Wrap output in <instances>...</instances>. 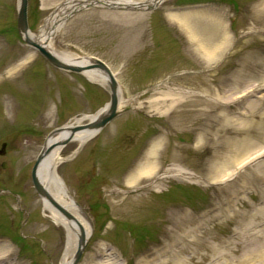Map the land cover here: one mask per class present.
I'll use <instances>...</instances> for the list:
<instances>
[{
	"label": "rangeland",
	"instance_id": "374dc122",
	"mask_svg": "<svg viewBox=\"0 0 264 264\" xmlns=\"http://www.w3.org/2000/svg\"><path fill=\"white\" fill-rule=\"evenodd\" d=\"M64 1L28 0L29 30L37 34ZM17 5L0 0V258L60 264L65 232L44 211L31 167L54 129L96 113L110 95L107 86L53 67L26 45ZM212 18L229 38L206 59L186 29L212 28ZM49 46L101 59L120 88L115 119L84 144L61 147L57 174L92 229L77 264L108 254L118 264H137L182 216L200 222L203 246H187L194 262L208 254L201 264H211L215 246L228 259L248 254L262 264L251 254L264 233V0H163L150 10L88 5L55 29ZM164 98L169 109L150 108ZM157 140L153 176L127 185ZM245 148L253 156L239 155L243 162H215ZM98 245L102 257H94Z\"/></svg>",
	"mask_w": 264,
	"mask_h": 264
},
{
	"label": "bare ground",
	"instance_id": "6f19581e",
	"mask_svg": "<svg viewBox=\"0 0 264 264\" xmlns=\"http://www.w3.org/2000/svg\"><path fill=\"white\" fill-rule=\"evenodd\" d=\"M162 1L163 0H66L59 4L54 12L45 19L37 34H33L30 30H28L27 36L31 40L50 50L63 62L73 65L86 66L92 63L93 60L91 56L58 53L49 46V40L55 32V29L60 26L70 14L88 5L144 9L150 6L156 7ZM211 20L212 21L210 25L212 24V28H206L204 24H202V27L201 24H198L197 28H199L200 31L197 28L193 29L191 27L186 29V32L191 33V36L193 37L192 41L197 46L196 49L199 50L206 59H211L212 57L219 55L224 46L227 44L229 38L226 33H223L224 27H222L221 22L215 20V18H212ZM182 21L186 26L188 25L186 14ZM202 30L206 32V36H203ZM18 67L19 65L7 70V73L9 74V71H15ZM82 74L88 81L108 87V77L103 70L94 68L84 70L82 71ZM118 95L120 97V88L118 90ZM171 105V101L169 102L168 100H165V98L154 99L150 102V108L157 112H161L164 109H169ZM106 111L107 106H104L94 114L83 115L80 118H76L74 121L62 126L59 131L53 132L47 136L44 143V148L65 140L71 134L69 131L71 126L96 120L101 115L105 114ZM97 133L98 131L95 129L85 128L73 133L70 141H76L82 145L96 136ZM160 141L161 140L154 141L147 152L143 154L142 160L135 166V169L130 172L127 185L135 186L139 178H151L153 176L156 168L154 162L155 152ZM61 147L62 146L53 147L42 157L37 168V177L49 195H51L57 203L63 206L74 217V219L67 218L53 205H51V203L46 198H41L44 211H46L52 221L61 226L65 232V244L63 247L60 264H71L79 244L81 230H83L84 240L87 242L92 234V229L89 222H87L86 219L81 215L79 208L75 205L72 197L68 194L62 180L57 174V167L62 162ZM251 152L252 151H249L247 148L242 149V151L236 150L234 154H232V157L230 155H226V157L216 156L215 162H224L223 165L226 164V166L235 165L237 162H243V159L240 161L238 160L239 155L243 154L242 156H246L245 158L249 159L253 156V153ZM214 216L216 217V215ZM174 226V230L170 234L166 235V240L160 244L159 247H155L149 252H144L137 264H201L208 258V254H202L201 257L194 262L193 256L191 254L188 255L187 246L190 243L198 244L195 247L194 252H197L203 246L202 242L199 243V238L202 236L199 231L200 222L198 220L192 217L182 216V219L177 221ZM259 236L260 237L256 236L255 238L256 243L253 248L254 254L251 255H258V259H260L262 264H264L263 231L260 232ZM4 248L6 247L0 244V256L5 252L2 251ZM102 248L105 247L98 245V248L94 253V257H102L104 255ZM211 249L216 254V256L211 261V264H253L250 262V258L252 257L248 256V254L242 256L239 259L233 260L226 258L228 257L227 254L223 251H220L215 246H211ZM89 256L91 257L93 254H90ZM114 258L115 257L113 254H108L106 261H92L91 263L118 264L116 261H113ZM4 261L5 258L3 256L0 258V264H2Z\"/></svg>",
	"mask_w": 264,
	"mask_h": 264
},
{
	"label": "water",
	"instance_id": "95a60500",
	"mask_svg": "<svg viewBox=\"0 0 264 264\" xmlns=\"http://www.w3.org/2000/svg\"><path fill=\"white\" fill-rule=\"evenodd\" d=\"M27 2L28 0H18V5H17V16H16V26L17 30L19 32V35L22 37L23 41L35 48L42 56L43 58L52 66L55 68L68 71V72H74V73H82L84 70H89V69H94V68H99L103 70L108 77V90H109V102L105 105L107 106V111L105 114L101 115L98 119L93 120L91 122H87L84 124H76L70 127V135L63 140L60 143L52 144L46 148H42V150L39 152L37 155L30 171V178H31V183L32 186L35 190V192L38 194L40 198H46L51 205H53L58 211H60L64 216H66L69 219H74V217L59 203H57L51 195L44 189V187L41 185L38 177H37V168L38 165L42 159V157L47 154L53 147L55 146H63L66 143H68L71 140V136L73 133L85 129V128H90V129H95L96 131L102 129L107 123L112 121L118 114V103H119V95H118V90L119 86L117 83V80L115 78V75L109 68V66L103 62L101 59L91 56L92 58V63L86 65V66H79V65H73L69 63H65L57 56H55L50 50L46 49L44 46L36 43L35 41L31 40L27 36V31L29 30L28 28V23H27ZM152 7H146V10H150ZM60 128H56L53 130L51 133L59 131ZM50 133V134H51ZM4 146L5 144H2V149L0 150V154H3L4 152ZM2 166L4 167L5 164L3 163ZM86 241L84 240V234L83 230H81V235H80V240L78 247L75 251L74 258L71 262V264H77L79 261L81 254L83 252L84 246L86 245Z\"/></svg>",
	"mask_w": 264,
	"mask_h": 264
},
{
	"label": "flooded vegetation",
	"instance_id": "af4514ba",
	"mask_svg": "<svg viewBox=\"0 0 264 264\" xmlns=\"http://www.w3.org/2000/svg\"><path fill=\"white\" fill-rule=\"evenodd\" d=\"M5 144V143H4ZM5 146H6V144H5ZM5 146H4V149H5ZM4 153H5V150H4Z\"/></svg>",
	"mask_w": 264,
	"mask_h": 264
}]
</instances>
